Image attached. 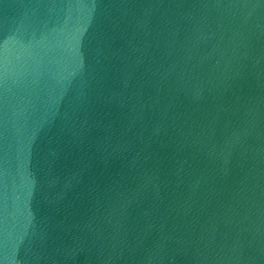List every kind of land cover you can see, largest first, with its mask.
Instances as JSON below:
<instances>
[{
	"label": "water",
	"instance_id": "obj_1",
	"mask_svg": "<svg viewBox=\"0 0 264 264\" xmlns=\"http://www.w3.org/2000/svg\"><path fill=\"white\" fill-rule=\"evenodd\" d=\"M0 264H264V0H0Z\"/></svg>",
	"mask_w": 264,
	"mask_h": 264
}]
</instances>
